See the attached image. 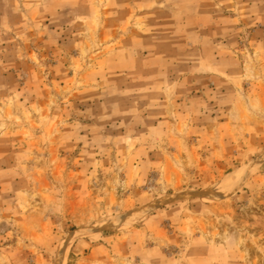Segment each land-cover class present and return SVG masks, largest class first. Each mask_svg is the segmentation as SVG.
<instances>
[{"label": "rangeland", "instance_id": "obj_1", "mask_svg": "<svg viewBox=\"0 0 264 264\" xmlns=\"http://www.w3.org/2000/svg\"><path fill=\"white\" fill-rule=\"evenodd\" d=\"M81 229L64 264H264V0H0V264Z\"/></svg>", "mask_w": 264, "mask_h": 264}, {"label": "bare ground", "instance_id": "obj_2", "mask_svg": "<svg viewBox=\"0 0 264 264\" xmlns=\"http://www.w3.org/2000/svg\"><path fill=\"white\" fill-rule=\"evenodd\" d=\"M245 174L246 173L244 172H238L228 177L225 180V182L221 183V185L217 186L216 188H213V190L210 192L211 194H209L211 196L208 195L209 197H207L208 200L210 201L215 200L217 198L223 197V195H225L226 193H229V191L235 188L239 184V182L245 177ZM121 224H122L121 219L106 220V221H102L100 225H98L99 226L98 228L106 229V230H116L120 227ZM86 235L88 234L85 229H81L80 231H73L69 234V238L60 253V257H59L60 264H64L68 253V249L70 248L69 246L71 245L72 241L75 238L84 237Z\"/></svg>", "mask_w": 264, "mask_h": 264}]
</instances>
